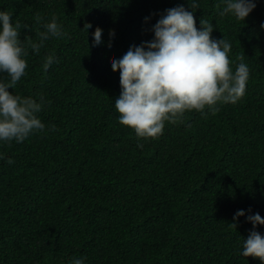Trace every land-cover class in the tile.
<instances>
[{"label": "trees", "instance_id": "16d2710c", "mask_svg": "<svg viewBox=\"0 0 264 264\" xmlns=\"http://www.w3.org/2000/svg\"><path fill=\"white\" fill-rule=\"evenodd\" d=\"M199 4L197 27L212 22L233 69L240 57L248 65L246 95L144 139L118 121L112 63L151 41L167 9L191 11L188 0H0L26 46L53 16L64 33L39 54L28 48L26 75L9 89L43 98L46 128L0 145V264H261L241 253L250 231L264 235L247 219L264 217V0L245 22L220 15L223 0Z\"/></svg>", "mask_w": 264, "mask_h": 264}, {"label": "clouds", "instance_id": "9594fccd", "mask_svg": "<svg viewBox=\"0 0 264 264\" xmlns=\"http://www.w3.org/2000/svg\"><path fill=\"white\" fill-rule=\"evenodd\" d=\"M188 3L191 11L183 5L167 9L153 25L151 41L132 45L112 63V70L120 74L121 93L115 100L118 121L131 127L138 138H158L166 122H182L191 111L215 114L218 104H236L246 95L250 69L243 57L233 69L229 56L231 42L213 38L216 26L206 19H201L198 28L195 12L200 8L199 0H188ZM223 4L220 15L231 14L243 22L257 6L256 0H223ZM57 19L53 16L43 25L45 30L38 33L39 42L28 40L26 46L21 39V24L13 23L12 14L0 10V74H6V79H0V145L12 141L22 143L46 128L37 115L43 109V98L38 102L9 89H14L26 75L29 47L39 54L47 40L64 35ZM103 36V32H96L93 47H102ZM54 62L55 57L48 55L44 70ZM51 130L55 131L54 125ZM138 147L142 148L143 144ZM245 215L244 210H238L234 220ZM247 219L254 228L264 225V217L258 212L248 215ZM241 254L264 264V235L250 231L243 241ZM70 264H85V260L73 258Z\"/></svg>", "mask_w": 264, "mask_h": 264}]
</instances>
